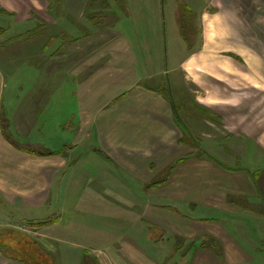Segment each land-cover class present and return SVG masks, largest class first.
<instances>
[{
    "label": "crops",
    "instance_id": "0c3cea01",
    "mask_svg": "<svg viewBox=\"0 0 264 264\" xmlns=\"http://www.w3.org/2000/svg\"><path fill=\"white\" fill-rule=\"evenodd\" d=\"M162 2L70 1L69 4L84 8L81 13L68 11L66 23L70 39L65 55L50 62V66L67 65V75L76 88L70 94L80 101L77 130L72 126L76 139L69 143L49 147L43 141L25 140L30 127H37L41 111L36 104L37 108L9 110L11 113L6 114V103L3 105L6 73L0 65L1 238L11 237L19 242L18 235H26L42 246L54 264H158L167 259L171 261L172 256L168 253L160 260L149 245L171 246L175 239H191V244L196 245L199 240H205V235L211 245L215 241L223 244L215 234L196 230V224L215 227L222 221L229 222L224 216L240 215L259 218L258 222L254 220L258 228L264 225L261 209L254 213L250 207L232 199L238 195L235 187L244 172L228 174L206 156L187 159V146L179 143L181 131L175 122L173 99L160 87L145 84V80L155 78L153 68H148L147 63L156 59L154 52L162 59L161 53L165 50L163 16L161 20L158 12ZM92 3L100 6L93 15L92 9L86 7ZM209 3L212 14L205 19L214 34L205 38L198 53L239 51L235 45L238 37L247 38L250 44L251 38L257 36L264 40V7L258 8L253 0H209ZM49 5L48 0H0L1 62L8 40L6 18L13 17L18 23L31 21L27 13L48 10ZM143 5L154 6V12L139 13ZM99 17L112 24L100 23ZM125 19L133 22L131 28L137 31L135 42L123 30V26L130 28L124 24ZM96 21L100 24L92 28V22ZM141 21L158 39L143 43L139 31ZM147 43L154 44V49ZM144 52L149 58L142 63ZM204 58L199 61L201 68L208 69L213 63H219L215 58L211 60V56ZM43 94L39 98L41 105L48 96ZM95 103L99 105L91 109ZM213 112L223 118L227 133H244L248 147H257L264 153V122L261 124L250 116L244 119L243 111L235 119L223 110ZM58 130L65 131L66 127L57 125L55 133ZM78 149L83 151L77 155ZM181 158L184 160L176 165ZM244 176L252 182L249 173L245 172ZM157 196H161L162 204L155 203ZM263 198L264 195L257 196L255 200ZM217 200H221V206L208 204ZM44 214L46 217L40 219ZM54 218L56 222L40 228L27 224ZM206 218L210 221L204 222ZM121 229L139 232L125 231L116 241L108 243V231L114 238ZM178 243L175 241L174 245ZM90 245L94 247L91 249ZM214 249L196 257L206 264H229L235 260L228 253L233 249L230 246L222 245V253ZM179 258L183 264L188 261L186 254L179 253ZM23 262L19 254L8 253L0 246V264Z\"/></svg>",
    "mask_w": 264,
    "mask_h": 264
},
{
    "label": "rangeland",
    "instance_id": "374dc122",
    "mask_svg": "<svg viewBox=\"0 0 264 264\" xmlns=\"http://www.w3.org/2000/svg\"><path fill=\"white\" fill-rule=\"evenodd\" d=\"M70 1L63 0V4L58 9H53L51 13L44 9L36 13H27V17L31 18V21L26 20L18 23L17 19L14 20L13 17L6 18V39L8 40L4 48L6 53L3 54V62L0 61V65L6 73V99L3 105L6 103V111H8L6 114L34 109L37 108L36 104L39 105L41 115L37 127L32 125L33 127H30L25 138L30 143L43 141L50 147L51 145L66 144L76 139V133H72L75 132L72 126L77 130L80 101L70 94L76 88L72 79L67 75L65 63L60 66L58 64L50 66L52 58L59 60L61 56L65 55L67 40L70 39L67 37L69 33L66 23L68 11L81 13L84 8L83 5L69 4ZM253 1L256 2L258 8L264 7V0ZM86 7L92 9L90 12L93 15L94 10L97 13L100 6L98 4ZM140 7L142 11L139 13L154 12V6L143 5ZM131 10L135 9L131 7ZM158 12L161 20L163 16L165 32L163 50H165L161 53L162 59L160 54L154 52L156 59L150 62L152 64L147 63L148 68H153L155 78L154 80H145V84L160 87L173 99L174 112H177L176 116H179L180 123H183L187 130L186 135L181 134L180 137V140L182 138L184 140L181 145L187 146V159L205 157L208 153L234 169L231 173L227 171L228 174L237 171L244 172L241 173L240 183L235 187L238 195L233 196L232 199L238 204L250 207L254 213H258L257 209H261L264 213V198L255 200L257 196L264 195V153L257 147L249 148L244 133H227L223 128V118L213 112L223 110L224 114L232 115V119H235V115L240 112L242 114L243 111L244 119L250 116L251 119L260 120L261 124L264 122V40L257 36L251 38L252 44H250L247 38L238 37L235 38L237 41L235 45L238 46L237 50L239 51L221 50L212 54H200L197 51L201 48L205 38L214 34V29L205 19L212 14L209 0H163L162 5H159ZM95 18L98 19L96 16ZM99 19L102 21L103 18L99 17ZM147 22L145 21V23ZM92 23V28H94L98 27L100 23L112 24V21ZM132 23L125 19L124 24L130 28L128 30L123 26V30L135 42L137 31L132 30ZM140 24L139 31L143 36V43L145 40L158 39L153 31H148L143 21ZM216 32L215 29V34ZM51 37H54L55 41L50 42ZM48 44L49 47L43 49ZM147 45L152 50L154 49V44L147 43ZM192 49L196 51H192ZM146 50L148 49L146 48ZM141 58L142 63L147 62L148 53L144 52ZM201 58L204 60L206 58L214 60L215 58L219 63H213L212 67L204 69L199 64ZM211 68L213 69L211 70ZM43 93L48 96L41 105L39 98L44 95ZM226 98L228 100H223ZM98 105L99 103H95L90 108L93 109ZM86 108H89L88 103H86ZM236 119L238 118L236 117ZM57 125L59 128L66 127V130H58L55 133ZM68 127L71 129L67 130ZM50 130H53V133ZM199 143L201 144L200 148ZM82 151V149H78L76 154L78 155ZM198 151L201 153L199 152V154ZM221 169L226 172L223 168ZM245 172L249 173L252 182L244 176ZM160 197H154L156 204H162L163 200L161 201ZM146 199V197L142 198L144 201ZM217 201H211L208 204L218 205L219 203L221 206V200ZM194 213L198 214L195 211ZM43 217H46V214L40 219H44ZM223 218L225 221L229 219V222L222 221L215 227L213 224L200 223L196 224V230H202L208 234L213 233L223 241V246L233 248L228 253L235 260L230 261L229 264H264V225L261 224V228H258L255 222L259 218L254 219L252 216L248 219L240 215H227ZM206 219L204 222L210 221L209 218ZM261 222H264V218ZM248 226L250 227L248 228ZM125 231L139 232L137 229H121L113 238V235L108 231L107 242L116 241ZM205 236V240H199L196 245L191 244L193 242L191 239L184 241L175 239L179 242L176 246L174 241L171 246L164 243L149 245V247L152 248L157 258H161L160 260L168 253L172 256L171 261L167 259L158 262V264H183L184 262L180 261L179 253L187 255L186 264H206L199 256L196 257L197 254L210 253L211 248H215L216 253H222V245L216 241L211 245L209 240L206 241L207 235ZM23 237L21 242L24 243V246L29 247V249L26 247L18 249L21 252L19 255L24 259L23 264H54L41 245L26 235ZM27 240H32L35 243L31 244ZM16 242L11 237H0V246L8 253L10 250L6 246L12 248L17 245ZM90 247L92 249L94 245H90ZM239 252L242 253L244 259L239 258ZM13 254L16 252L14 251ZM221 263L223 264V262Z\"/></svg>",
    "mask_w": 264,
    "mask_h": 264
},
{
    "label": "trees",
    "instance_id": "16d2710c",
    "mask_svg": "<svg viewBox=\"0 0 264 264\" xmlns=\"http://www.w3.org/2000/svg\"><path fill=\"white\" fill-rule=\"evenodd\" d=\"M48 2L50 3V5H49V7H48V11H50V10H53V9H55V8H57L58 9V7L61 5V0H48ZM92 5H93V3H92ZM1 11V10H0ZM6 15H8L7 13H6ZM58 38V37H57ZM65 39H66V37H65ZM52 41H55V38L54 37H51V39H50V42H52ZM49 47V44L47 45V46H45V47H43V49H47ZM201 111V110H200ZM177 113V112H176ZM176 113L174 112V118H175V122H176V125L178 126V128L180 129V131H181V134H184V135H186V132H187V130H186V127L184 126V124L183 123H180V120H179V116H176ZM183 139V138H182ZM181 139V140H182ZM179 141V143H180V145L181 144H183L184 143V140H182V141ZM201 147V144L199 143V148ZM196 150H199V149H196ZM200 151H198V153H199ZM201 153V152H200ZM199 153V154H200ZM201 156H202V154H201ZM206 157H208V158H210L212 161H214L219 167H221V168H223L224 170H226V171H234V169L232 168V167H229V166H227V165H225L224 163H222L221 161H219L216 157H214V156H212L211 154H206ZM184 160V158L182 159H180V160H178L177 162H176V165L178 164V163H180V162H182ZM253 178V177H252ZM0 202H1V199H0ZM54 222H56V218H54V219H52V220H46V221H43V222H37V223H34V222H28L27 224L29 225V226H31V227H33V228H40V227H44V226H47V225H50L51 223H54ZM18 240H20L19 242H16L17 243V245H15V246H13L12 248H10L9 246L7 247L6 246V248L8 249V250H10L12 253L15 251L16 253H18V254H20L21 252H19V250L21 249V247H26V246H24L23 244L24 243H22L21 242V240L24 238L23 236H19L18 235ZM27 242H31V244H34L33 242H32V240H30V241H28L27 240ZM27 249H29V247L27 246L26 247ZM19 249V250H18ZM25 249V248H24Z\"/></svg>",
    "mask_w": 264,
    "mask_h": 264
}]
</instances>
